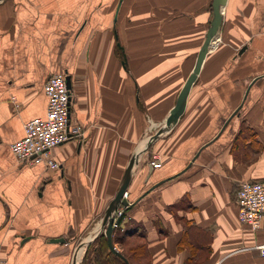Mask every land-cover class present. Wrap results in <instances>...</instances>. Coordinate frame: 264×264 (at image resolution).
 Returning a JSON list of instances; mask_svg holds the SVG:
<instances>
[{
  "label": "crops",
  "instance_id": "1",
  "mask_svg": "<svg viewBox=\"0 0 264 264\" xmlns=\"http://www.w3.org/2000/svg\"><path fill=\"white\" fill-rule=\"evenodd\" d=\"M119 1L0 0L7 264H72L137 146L162 127L195 70L213 0H123L117 12ZM60 73L71 77L70 123L83 134L53 149L57 170L20 162L11 144L24 122L46 115L44 87ZM241 123L249 136L235 146ZM155 156L162 165L151 171ZM254 180L264 182V0H227L184 113L135 168L117 230L132 240L144 231L148 264H264V220L258 231L239 221L237 191ZM97 239L81 264H96Z\"/></svg>",
  "mask_w": 264,
  "mask_h": 264
},
{
  "label": "built area",
  "instance_id": "2",
  "mask_svg": "<svg viewBox=\"0 0 264 264\" xmlns=\"http://www.w3.org/2000/svg\"><path fill=\"white\" fill-rule=\"evenodd\" d=\"M48 98L46 115L35 117L23 123L24 136L11 144L15 157L24 163H43L47 169L57 170L60 164L52 151L55 147L83 134V127L70 123L71 97L65 74H53L44 87ZM153 168H160L162 161L151 162ZM127 197V194H125ZM239 221L252 231H258L264 220V182L243 181L237 191ZM119 208L115 217L123 214ZM256 248L264 257V244ZM0 264H7L0 250ZM81 264V263H80Z\"/></svg>",
  "mask_w": 264,
  "mask_h": 264
},
{
  "label": "water",
  "instance_id": "3",
  "mask_svg": "<svg viewBox=\"0 0 264 264\" xmlns=\"http://www.w3.org/2000/svg\"><path fill=\"white\" fill-rule=\"evenodd\" d=\"M122 2H123V0L119 1L117 12L119 11V9L121 7ZM226 3H227V0H213V4H212L213 17L211 20V26L209 28V31L206 35L204 44H203L201 51L199 53L197 64H196L194 72L192 73V75L189 77L186 84L184 85L182 91L180 92V94L178 96L175 107L169 113V115H168L165 123L162 125V127L154 135L147 136L137 146L136 150L132 154L131 159L127 165V168L125 170V173H124L122 182L120 184L119 190H118L115 198L110 202L109 206L107 207V209H106V211H105V213L101 219L99 226L95 229L93 234L88 239L82 240L76 244V247H75V250L73 253L72 264H80L82 261V253L80 254V251L88 248L103 233H105V237L108 240V246H109L110 251L113 254L119 256L121 259H123L127 264H129V261L127 260V258H125V256L120 251L117 250V248L114 246V243H113V234H114V232H116L117 227H119L121 225L123 214L132 205L129 202V200L127 198H125V194L127 193L128 188L132 182V178H133V175L135 172V168L139 165L141 156L149 148L151 142L154 139H156V138L160 137L161 135L165 134L166 132H168L170 129H172L173 126L177 123L179 118L184 113L186 103H187L188 91L200 73L203 61H204L205 56L209 50V46L211 44L212 39L218 34V32L221 29V25H222V21H223V8L226 5ZM66 81H67L68 89L71 92V89H72L71 77L66 75ZM241 107H239L234 112L233 117L239 116ZM150 170L153 171V167H151ZM153 188H155V187H153ZM119 208H124V210L122 211L123 214L121 216L115 217V213ZM58 241H63V240H58Z\"/></svg>",
  "mask_w": 264,
  "mask_h": 264
},
{
  "label": "trees",
  "instance_id": "4",
  "mask_svg": "<svg viewBox=\"0 0 264 264\" xmlns=\"http://www.w3.org/2000/svg\"><path fill=\"white\" fill-rule=\"evenodd\" d=\"M248 128V127H247ZM249 136L248 131L246 130V127H242L239 135L237 137V140L235 141V146H240L241 142L246 140ZM234 148V147H233ZM129 209V208H128ZM127 209V210H128ZM126 210V211H127ZM119 230H116L118 232ZM114 233L115 238L114 240L117 243H120L123 248H129V250H125V252H122V254L127 258L129 261V264H148L147 263V244L144 240L145 233L144 231L141 233V235H138L137 237H140L139 240H132V237L135 235L134 232L127 231L124 233ZM137 239V238H136ZM98 241V242H97ZM97 243L93 245L94 249L96 248L95 253V263L100 264H127L123 259H121L119 256L113 254L108 246V240L104 237V234L100 235L97 239ZM131 241H134L135 244L133 245ZM132 245V246H131ZM92 246V245H91ZM133 259H137L138 262L135 263ZM86 259L84 260L83 264H85Z\"/></svg>",
  "mask_w": 264,
  "mask_h": 264
},
{
  "label": "rangeland",
  "instance_id": "5",
  "mask_svg": "<svg viewBox=\"0 0 264 264\" xmlns=\"http://www.w3.org/2000/svg\"><path fill=\"white\" fill-rule=\"evenodd\" d=\"M239 117H235L233 120L235 121H237V119H238ZM245 126V123H241V127L240 128H242V127H244ZM153 160H155V161H159V159L157 158V156H155L154 157V159ZM149 163H151V161H149ZM102 235V234H101ZM132 242V244L133 245H137V244H135V242L134 241H131ZM132 246V245H131ZM118 251H120L119 249H117ZM125 250H129V248H123V251H120L121 253L122 252H125ZM94 257V255H91V258H93ZM133 261L135 262V263H137L138 262V260L137 259H133ZM147 263H149V259H147ZM97 264H100V263H97Z\"/></svg>",
  "mask_w": 264,
  "mask_h": 264
},
{
  "label": "bare ground",
  "instance_id": "6",
  "mask_svg": "<svg viewBox=\"0 0 264 264\" xmlns=\"http://www.w3.org/2000/svg\"><path fill=\"white\" fill-rule=\"evenodd\" d=\"M83 252V250H81V253Z\"/></svg>",
  "mask_w": 264,
  "mask_h": 264
}]
</instances>
